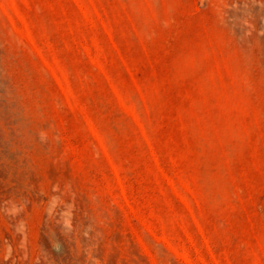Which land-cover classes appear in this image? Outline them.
<instances>
[{
    "label": "rangeland",
    "instance_id": "1",
    "mask_svg": "<svg viewBox=\"0 0 264 264\" xmlns=\"http://www.w3.org/2000/svg\"><path fill=\"white\" fill-rule=\"evenodd\" d=\"M0 264H264V0H0Z\"/></svg>",
    "mask_w": 264,
    "mask_h": 264
}]
</instances>
